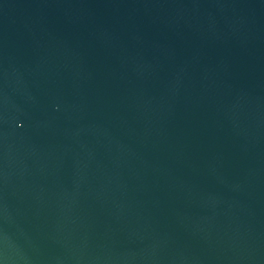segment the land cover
I'll return each instance as SVG.
<instances>
[{
  "label": "water",
  "instance_id": "1",
  "mask_svg": "<svg viewBox=\"0 0 264 264\" xmlns=\"http://www.w3.org/2000/svg\"><path fill=\"white\" fill-rule=\"evenodd\" d=\"M0 264H264V0H0Z\"/></svg>",
  "mask_w": 264,
  "mask_h": 264
}]
</instances>
